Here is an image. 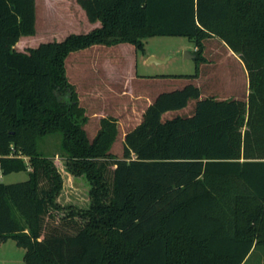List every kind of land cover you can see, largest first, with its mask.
Masks as SVG:
<instances>
[{
	"label": "trees",
	"instance_id": "1",
	"mask_svg": "<svg viewBox=\"0 0 264 264\" xmlns=\"http://www.w3.org/2000/svg\"><path fill=\"white\" fill-rule=\"evenodd\" d=\"M87 33L14 49L35 34V0H0V244L25 264H264V0H75ZM183 36L204 61L216 38L237 54L245 98L198 99L193 83L157 93L110 153L116 123L89 140L66 60L93 45ZM161 77H185L176 75ZM198 99L193 114L162 120ZM58 133L64 168L88 183L85 208L61 205L62 176L37 144ZM68 213L55 220L53 212Z\"/></svg>",
	"mask_w": 264,
	"mask_h": 264
},
{
	"label": "rangeland",
	"instance_id": "2",
	"mask_svg": "<svg viewBox=\"0 0 264 264\" xmlns=\"http://www.w3.org/2000/svg\"><path fill=\"white\" fill-rule=\"evenodd\" d=\"M75 0H50L37 3V35L27 46L35 48L40 43L61 41L69 34L87 33L92 30L85 14L74 8ZM142 49L128 43L116 46L93 45L72 52L66 60V75L85 110L87 121L83 128L91 140L102 117L116 123V137L110 153L122 156L123 136L141 120L142 112L153 97L163 91L193 83L200 90V97L216 100H241L247 95L246 71L238 63L239 56L231 52L216 38L204 41V61L186 57L193 54L194 45L183 36H149L141 39ZM150 58L156 61L148 62ZM238 58V59H237ZM185 77H161L193 75ZM198 99L190 98L181 109L167 111L162 120L193 114ZM61 137L50 134L38 141V150L49 157L62 176L63 187L57 198L61 205L88 206V183L84 177L73 179L64 168L60 157ZM27 178L26 172L0 176L3 183H14ZM68 211L53 212L56 221ZM24 250L11 239L0 244V264H25ZM260 252L254 251L253 263L260 262Z\"/></svg>",
	"mask_w": 264,
	"mask_h": 264
},
{
	"label": "crops",
	"instance_id": "3",
	"mask_svg": "<svg viewBox=\"0 0 264 264\" xmlns=\"http://www.w3.org/2000/svg\"><path fill=\"white\" fill-rule=\"evenodd\" d=\"M38 1H44V2L47 3L50 0H35V34L34 35H31V36H21L18 39V41L15 43V45H14V49L16 51L24 52L27 48H32V47L27 46V45L32 40V38L37 35L36 23H38V20H37V3H38ZM74 6H75L74 8H78L77 10H79L80 12L83 11L76 2L74 3ZM90 24H91L90 27L92 26V28H95V27L99 26V23L98 22H96V23H90ZM238 63L240 65H242V68L244 69L243 64L241 63L240 59H238Z\"/></svg>",
	"mask_w": 264,
	"mask_h": 264
},
{
	"label": "water",
	"instance_id": "4",
	"mask_svg": "<svg viewBox=\"0 0 264 264\" xmlns=\"http://www.w3.org/2000/svg\"><path fill=\"white\" fill-rule=\"evenodd\" d=\"M185 55L186 57L191 58V59L195 58L194 54L185 53ZM151 61H156V60L154 58H150L148 62H151Z\"/></svg>",
	"mask_w": 264,
	"mask_h": 264
}]
</instances>
